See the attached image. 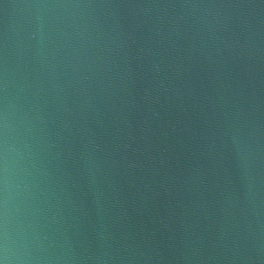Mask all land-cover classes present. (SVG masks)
Instances as JSON below:
<instances>
[{"label": "water", "instance_id": "obj_1", "mask_svg": "<svg viewBox=\"0 0 264 264\" xmlns=\"http://www.w3.org/2000/svg\"><path fill=\"white\" fill-rule=\"evenodd\" d=\"M0 264H264V0H0Z\"/></svg>", "mask_w": 264, "mask_h": 264}]
</instances>
